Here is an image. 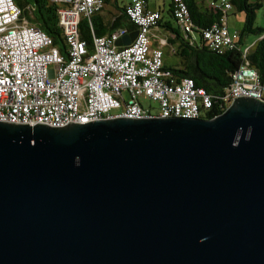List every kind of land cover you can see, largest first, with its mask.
Wrapping results in <instances>:
<instances>
[{"label":"water","instance_id":"obj_1","mask_svg":"<svg viewBox=\"0 0 264 264\" xmlns=\"http://www.w3.org/2000/svg\"><path fill=\"white\" fill-rule=\"evenodd\" d=\"M0 264H264V102L212 119L0 122Z\"/></svg>","mask_w":264,"mask_h":264},{"label":"built area","instance_id":"obj_2","mask_svg":"<svg viewBox=\"0 0 264 264\" xmlns=\"http://www.w3.org/2000/svg\"><path fill=\"white\" fill-rule=\"evenodd\" d=\"M51 1L58 7L65 53L22 19L15 0H0V122L55 128L123 117L207 119L214 101L222 113L240 98L264 102V85L248 63L233 74L231 86L218 97L197 88L193 79H180L166 69L163 50L153 47L151 39L161 13L149 9L145 0H133L125 7L133 32L119 28L96 36L91 23V46L81 38L79 26L82 19L102 12L105 0ZM204 2L220 18L201 32V38L184 0H173L176 25L190 44L201 39L218 54L232 50L239 32L228 29L231 0ZM134 32L137 37L129 46L116 45Z\"/></svg>","mask_w":264,"mask_h":264},{"label":"trees","instance_id":"obj_3","mask_svg":"<svg viewBox=\"0 0 264 264\" xmlns=\"http://www.w3.org/2000/svg\"><path fill=\"white\" fill-rule=\"evenodd\" d=\"M15 1L22 11V19L51 37L54 45L65 53L66 46L62 28L59 25L57 5L51 0ZM184 1L190 10L192 23L195 27L194 31L201 38V32L217 23L220 14L210 11L207 7H199L196 0ZM231 2L234 6L233 12L242 13L245 17L244 26L239 32V39L235 48L223 54H218L206 47L201 42V39L199 43L190 44L183 38L180 49L177 52V55L182 59V65L180 67L165 66L176 77L180 79L191 78L197 88H203L207 93L216 97L222 96L227 92L232 84L233 74L246 63L257 71L261 83L264 85V27L257 24V13L264 8V0H231ZM125 7L123 9L124 20L129 23L131 28H134L126 16ZM173 8V0H171L169 13H171L175 22ZM91 23L96 36L106 35L96 28L93 18L82 19L79 26L80 36L90 46L93 43ZM165 28L180 37L179 31L172 24H165ZM248 36L254 37L255 43L248 48V53L245 54L247 49L244 50V44ZM220 114H222V110L219 109L218 104L214 101V108L208 114L207 119H212Z\"/></svg>","mask_w":264,"mask_h":264},{"label":"crops","instance_id":"obj_4","mask_svg":"<svg viewBox=\"0 0 264 264\" xmlns=\"http://www.w3.org/2000/svg\"><path fill=\"white\" fill-rule=\"evenodd\" d=\"M131 2L132 1H130L129 3ZM146 2L149 9L160 12L162 17V20L158 24V26L152 30V46L160 47L163 50L164 64L166 67H180L182 65V59L177 55V52L180 49L181 41L184 38L183 33L174 22L171 13H169V18L167 19L164 17V15H162L163 10L151 6L149 0H146ZM196 2L198 3V6L202 8H205L207 5L204 0H196ZM129 3L120 5L118 0H105V7L103 8L102 12L92 17L96 23V28L106 35L111 34L113 31L119 28H126L133 32L134 28L130 27L129 23L124 20L123 16V9ZM170 8L171 3L169 6V10ZM233 13L234 12H232L231 14ZM167 23L172 24L173 27L179 31L180 37H177L174 33L165 28V24ZM193 37L195 39H198V37L195 35H192V38ZM171 56L179 57V60L175 65H172L167 61V58Z\"/></svg>","mask_w":264,"mask_h":264},{"label":"rangeland","instance_id":"obj_5","mask_svg":"<svg viewBox=\"0 0 264 264\" xmlns=\"http://www.w3.org/2000/svg\"><path fill=\"white\" fill-rule=\"evenodd\" d=\"M120 5H123L125 3H129L130 1L133 0H118ZM149 3L151 6L156 7V8H160L161 10H163L162 15H164L165 18H169V6L171 3V0H149ZM244 22H245V17L244 14L242 13H233L228 17V29L231 32H240L243 29L244 26ZM257 24L261 27H264V8L261 9L260 11H258L257 13ZM255 43V38L252 36H248L245 39V44H244V50L248 49L249 47H251L253 44ZM179 60L178 56H171L169 58H167V61L172 64L175 65ZM141 102L145 105V106H149V102L145 99H142Z\"/></svg>","mask_w":264,"mask_h":264},{"label":"bare ground","instance_id":"obj_6","mask_svg":"<svg viewBox=\"0 0 264 264\" xmlns=\"http://www.w3.org/2000/svg\"><path fill=\"white\" fill-rule=\"evenodd\" d=\"M123 118H126V119H134V117H123Z\"/></svg>","mask_w":264,"mask_h":264}]
</instances>
